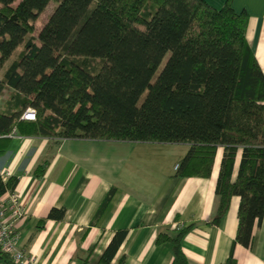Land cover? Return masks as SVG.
I'll use <instances>...</instances> for the list:
<instances>
[{
  "label": "trees",
  "instance_id": "trees-1",
  "mask_svg": "<svg viewBox=\"0 0 264 264\" xmlns=\"http://www.w3.org/2000/svg\"><path fill=\"white\" fill-rule=\"evenodd\" d=\"M51 2L57 6L34 35ZM248 20L231 0L220 9L205 0H0V97L13 89L0 112V136L17 128L47 137L187 143L176 176L202 178L211 176L222 146L212 223L240 197L237 234L221 263L237 264L236 246H252L264 216V72L247 40ZM79 59L101 64L91 70ZM29 107L36 120L22 118ZM17 182L0 176V196ZM64 214L52 209L48 217ZM190 228L158 235L159 245L172 246V264H189L182 242ZM123 236L98 264L111 263ZM0 261L16 264L1 251Z\"/></svg>",
  "mask_w": 264,
  "mask_h": 264
},
{
  "label": "crops",
  "instance_id": "crops-1",
  "mask_svg": "<svg viewBox=\"0 0 264 264\" xmlns=\"http://www.w3.org/2000/svg\"><path fill=\"white\" fill-rule=\"evenodd\" d=\"M205 1L217 9L227 2ZM231 2L249 15L247 40L264 72V0ZM12 91L4 89L0 112L7 111ZM189 146L26 135L17 128L1 135L0 176L18 177L14 191L26 210L15 222L17 247L28 258L21 264H98L121 232L110 264H172V246L159 245L158 235L187 226L182 247L189 264L225 262L238 230L240 197L233 196L213 224L224 148L219 146L209 178L176 176ZM241 155L239 149L233 179ZM52 209L64 210L63 218H49ZM235 257L237 264H264V216L254 226L252 246L237 245Z\"/></svg>",
  "mask_w": 264,
  "mask_h": 264
},
{
  "label": "built area",
  "instance_id": "built-area-1",
  "mask_svg": "<svg viewBox=\"0 0 264 264\" xmlns=\"http://www.w3.org/2000/svg\"><path fill=\"white\" fill-rule=\"evenodd\" d=\"M22 118L36 120L37 112L34 108L29 107L23 113ZM25 213L21 196L16 191L8 190L0 196V251L7 254L16 264H21L22 261L28 259L25 251L17 247L15 230V222Z\"/></svg>",
  "mask_w": 264,
  "mask_h": 264
},
{
  "label": "rangeland",
  "instance_id": "rangeland-1",
  "mask_svg": "<svg viewBox=\"0 0 264 264\" xmlns=\"http://www.w3.org/2000/svg\"><path fill=\"white\" fill-rule=\"evenodd\" d=\"M57 6V3L56 2H51L47 8L41 13L40 17L34 22V26H35V32H34V35L37 34V32L42 29V27L47 23L48 21V18L49 16L52 14L54 8ZM169 54H167L165 56V59L163 60L160 68H159V71L160 69L163 67L166 59L168 58ZM16 59V57H12L8 63H7V66L11 64V62H13V60ZM85 62H87V67L91 70H98L100 64H101V61L100 60H95V59H90L88 61H84L82 59H79V63H81L82 65H85ZM86 67V66H85ZM86 67V68H87ZM11 94V93H10ZM175 161H176V155H175V160H174V164H175ZM0 264L1 261H0Z\"/></svg>",
  "mask_w": 264,
  "mask_h": 264
}]
</instances>
